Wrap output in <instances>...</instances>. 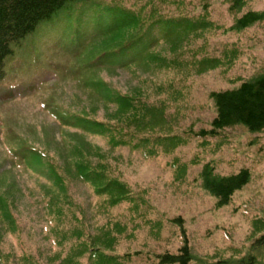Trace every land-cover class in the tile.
Here are the masks:
<instances>
[{"label": "rangeland", "instance_id": "rangeland-1", "mask_svg": "<svg viewBox=\"0 0 264 264\" xmlns=\"http://www.w3.org/2000/svg\"><path fill=\"white\" fill-rule=\"evenodd\" d=\"M230 1L176 0L170 4L174 12L181 11L182 4L198 14L210 6L208 18L214 29L186 33L167 44L163 56H175L172 61L164 57L161 69L140 66L135 73L95 67L96 78L112 83L124 94L146 96L155 106L169 102L166 115L171 134L180 126L191 132L209 129L215 116L209 97L212 92L264 75V21L242 31L233 28L235 19L247 11L264 12V0H250L238 14L230 12ZM53 37V32L39 34L29 46L36 51L23 55L25 65L12 63L8 68L16 71L11 74L15 78L0 85V256L8 264H159V256L177 254L185 236L193 256L190 264H240L251 256L256 257V264H264L261 250H253L264 231V135L236 127L223 131L216 141L189 135L185 144L183 141L166 151L162 148L173 142L159 140L158 154L146 157L148 150H111L94 133L64 129L43 104L63 106L98 120L114 119L121 113L57 69L66 59L52 53L49 40ZM120 39L118 35L110 42ZM191 47L190 55L220 59L223 64L214 68L218 64L201 67L194 62L182 67L181 61L191 58ZM177 53H182L180 59ZM34 54L41 56V62L32 66ZM80 60L72 57L75 66ZM89 73L82 75L92 79ZM21 144L49 154L64 167L70 175L69 190L87 224H75L72 213L61 212L52 183L40 171L44 169L41 162L30 161V168L17 166L18 159L9 151ZM95 146L113 173L141 198L138 203L122 202L105 215L103 200L74 177L71 154L80 147L97 162L92 152ZM208 162L222 175L241 169L251 173L250 183L226 207L217 208L216 201L202 189L200 172ZM148 201L160 215L141 206ZM50 202L58 208L48 214L45 206ZM5 207L10 211L2 213ZM176 217L183 219L186 233L168 222ZM85 241L88 247L82 245Z\"/></svg>", "mask_w": 264, "mask_h": 264}, {"label": "trees", "instance_id": "trees-1", "mask_svg": "<svg viewBox=\"0 0 264 264\" xmlns=\"http://www.w3.org/2000/svg\"><path fill=\"white\" fill-rule=\"evenodd\" d=\"M175 1L0 0V82L8 78V67L12 63L23 60L22 57L26 52L36 51L29 48L30 44L37 41L42 31L49 30L54 33L51 40L53 50H63L65 54L82 58L79 66L63 69V75L71 73L73 75L83 70L81 68L87 69L91 72L90 77L93 75L91 84L100 90L98 95L101 101L121 113L117 118L105 120L74 114L68 118L67 123L81 128L86 133L95 132L93 135L102 137L111 150L124 148L142 152L148 150V154H144L148 157L158 154L159 140L173 142L162 148L166 151L175 148L183 141L185 144L189 135L203 141H216L222 136L223 131L236 127H241L250 134L263 135L264 75L249 78L230 89L212 92L209 97L215 108V116L210 128L191 132L192 129L185 131L180 126L176 134H171L170 121L166 115L169 102H162V107L155 106L146 96L135 97L124 94L114 88L112 83L95 79L97 72L95 67L99 66H104L108 71L128 69V72L135 73L136 68L140 66L149 70L161 69L164 57L172 61L175 56H163L165 53L162 52L167 44H171L173 40L186 33L197 34L214 29L208 18L210 6L204 7L198 14L196 10L191 11L182 4V10L174 12L171 5ZM249 1L231 0L230 12L240 13ZM235 20L234 29L246 30L263 22L264 12L248 11ZM118 35H121L120 41L112 44L110 41ZM193 47L189 51L191 58L181 61L182 67L190 66L194 62L201 67H205L206 64L208 66L212 63L218 64L214 68L223 64L220 59L212 60L190 55ZM176 55L180 59L182 53ZM61 67L57 65L59 71ZM75 152L76 154H71L74 155L71 158L74 177L91 185L96 197L103 200L101 208L105 215L122 202L135 205L141 200L119 176L113 173L107 159L97 146L92 149L97 162H92L80 147H77ZM41 154L39 153V157L42 159L41 163L47 171L53 190L59 192L66 200L67 210L64 212L74 213V205L71 201L73 197L69 190L70 175L58 166L57 160ZM211 166L212 164L204 167L200 173L202 189L216 201L217 208H223L230 205L234 196L250 183L251 173L248 169H241L238 173L222 175L216 173L215 168ZM63 178L67 181L65 182ZM57 195L55 194V202H60L62 197ZM58 204L47 203L45 208L49 210L48 214L51 210L57 209ZM140 204L157 214L156 209L149 202ZM77 209L79 214L81 209ZM9 211L5 207L2 213ZM79 215H73L72 220L75 224H87L84 220L85 214ZM163 220L165 221L162 217ZM168 222L171 226L179 225L183 228L181 218ZM184 240V246L178 250V255L167 252L159 256V264H190L193 256L187 239ZM87 243L85 241L82 245L88 247ZM90 249L94 248L90 247ZM253 250H261L264 254V231L259 238H256ZM256 261V257L251 256L249 260H241L240 264H256ZM229 263V261H221L217 264ZM234 263L237 262L231 264ZM0 264H8V260L0 256Z\"/></svg>", "mask_w": 264, "mask_h": 264}, {"label": "bare ground", "instance_id": "bare-ground-1", "mask_svg": "<svg viewBox=\"0 0 264 264\" xmlns=\"http://www.w3.org/2000/svg\"><path fill=\"white\" fill-rule=\"evenodd\" d=\"M16 58V57H15Z\"/></svg>", "mask_w": 264, "mask_h": 264}]
</instances>
